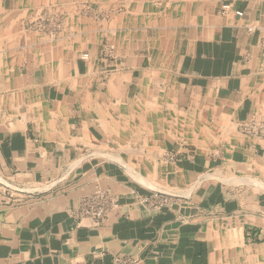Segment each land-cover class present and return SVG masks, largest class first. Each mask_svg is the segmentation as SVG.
Here are the masks:
<instances>
[{"label":"crops","instance_id":"1","mask_svg":"<svg viewBox=\"0 0 264 264\" xmlns=\"http://www.w3.org/2000/svg\"><path fill=\"white\" fill-rule=\"evenodd\" d=\"M0 178V264H264V0H0Z\"/></svg>","mask_w":264,"mask_h":264},{"label":"built area","instance_id":"2","mask_svg":"<svg viewBox=\"0 0 264 264\" xmlns=\"http://www.w3.org/2000/svg\"><path fill=\"white\" fill-rule=\"evenodd\" d=\"M228 6H223V9ZM237 16L242 13L236 12ZM117 208V200L108 191L95 190L93 193L81 196L75 207L69 210V214L75 218L88 220L94 226L105 223ZM112 264H140L137 257L133 255H117Z\"/></svg>","mask_w":264,"mask_h":264},{"label":"rangeland","instance_id":"3","mask_svg":"<svg viewBox=\"0 0 264 264\" xmlns=\"http://www.w3.org/2000/svg\"><path fill=\"white\" fill-rule=\"evenodd\" d=\"M82 11L83 16H91L90 18L93 20H95V17H98V14H95L93 9L89 7V5L87 7H83ZM21 28L23 31L38 33L40 37L44 39L49 38L52 41L53 38L57 39L58 35L67 32L69 33L71 31L69 19L64 14H62L61 12H50L48 9L33 11L31 15L23 20V22L21 23ZM82 57L83 59H88L89 56L87 53H84ZM0 186H4L11 193H18L16 191V187L9 183H6L5 181H2L1 178ZM44 187L46 188L45 185Z\"/></svg>","mask_w":264,"mask_h":264}]
</instances>
